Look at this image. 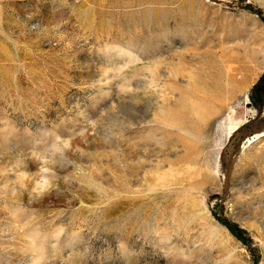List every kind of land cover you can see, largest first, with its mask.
<instances>
[{
	"label": "rangeland",
	"instance_id": "obj_1",
	"mask_svg": "<svg viewBox=\"0 0 264 264\" xmlns=\"http://www.w3.org/2000/svg\"><path fill=\"white\" fill-rule=\"evenodd\" d=\"M263 72L264 0H0V264H264Z\"/></svg>",
	"mask_w": 264,
	"mask_h": 264
},
{
	"label": "trees",
	"instance_id": "obj_2",
	"mask_svg": "<svg viewBox=\"0 0 264 264\" xmlns=\"http://www.w3.org/2000/svg\"><path fill=\"white\" fill-rule=\"evenodd\" d=\"M264 91V72L263 74L259 77L258 81L253 85V87L249 91V97L250 99L257 105L262 104V94ZM228 226V225H227ZM231 228V227H229ZM232 230V229H231ZM235 236L241 240V234L243 233L240 229H234L231 231Z\"/></svg>",
	"mask_w": 264,
	"mask_h": 264
},
{
	"label": "bare ground",
	"instance_id": "obj_3",
	"mask_svg": "<svg viewBox=\"0 0 264 264\" xmlns=\"http://www.w3.org/2000/svg\"><path fill=\"white\" fill-rule=\"evenodd\" d=\"M235 68V67H234ZM224 73V74H223ZM235 73H237V71H229V70H226L225 69V71H222V73H218L217 75H218V77H217V75H216V77H217V79H219L222 83H225V85L226 84H228L229 82H231V81H235L234 83H236L238 86L239 85H241V84H243L244 82H243V80L244 79H242V78H240V79H234L233 77H235L234 75H235ZM219 81V82H220ZM221 83V84H222Z\"/></svg>",
	"mask_w": 264,
	"mask_h": 264
}]
</instances>
